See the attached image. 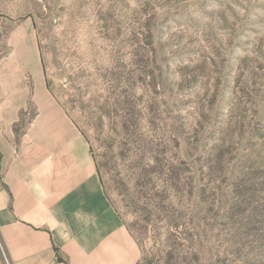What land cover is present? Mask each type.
Here are the masks:
<instances>
[{
  "label": "rangeland",
  "instance_id": "rangeland-1",
  "mask_svg": "<svg viewBox=\"0 0 264 264\" xmlns=\"http://www.w3.org/2000/svg\"><path fill=\"white\" fill-rule=\"evenodd\" d=\"M17 80L16 137L73 121L140 264H264V0H0V110Z\"/></svg>",
  "mask_w": 264,
  "mask_h": 264
},
{
  "label": "crops",
  "instance_id": "crops-1",
  "mask_svg": "<svg viewBox=\"0 0 264 264\" xmlns=\"http://www.w3.org/2000/svg\"><path fill=\"white\" fill-rule=\"evenodd\" d=\"M1 85L10 101L0 110V243L7 260L140 264L141 248L105 191L86 136L52 105L17 138L24 84Z\"/></svg>",
  "mask_w": 264,
  "mask_h": 264
}]
</instances>
